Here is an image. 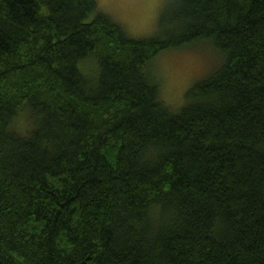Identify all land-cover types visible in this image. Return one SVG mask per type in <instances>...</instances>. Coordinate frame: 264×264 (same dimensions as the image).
Masks as SVG:
<instances>
[{
    "label": "trees",
    "instance_id": "16d2710c",
    "mask_svg": "<svg viewBox=\"0 0 264 264\" xmlns=\"http://www.w3.org/2000/svg\"><path fill=\"white\" fill-rule=\"evenodd\" d=\"M167 17L0 0V264H264V0ZM204 40L224 61L174 111L152 60Z\"/></svg>",
    "mask_w": 264,
    "mask_h": 264
},
{
    "label": "rangeland",
    "instance_id": "374dc122",
    "mask_svg": "<svg viewBox=\"0 0 264 264\" xmlns=\"http://www.w3.org/2000/svg\"><path fill=\"white\" fill-rule=\"evenodd\" d=\"M98 4L132 37L161 35L173 8V0H98ZM224 58L223 52L204 40L159 53L150 68L160 83L161 96L172 110L177 111L185 105L188 89L210 75ZM84 69L95 75V62L87 60ZM33 120L30 111L24 109L17 114L12 125L25 133Z\"/></svg>",
    "mask_w": 264,
    "mask_h": 264
}]
</instances>
